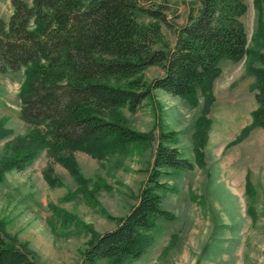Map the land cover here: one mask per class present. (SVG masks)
<instances>
[{"label":"rangeland","instance_id":"1","mask_svg":"<svg viewBox=\"0 0 264 264\" xmlns=\"http://www.w3.org/2000/svg\"><path fill=\"white\" fill-rule=\"evenodd\" d=\"M137 2L140 25L159 26L155 47L166 50L174 47L190 12L196 14L201 6V0ZM246 2L241 19L248 43L264 52V16L254 0ZM12 9L11 0H0V17L6 24ZM248 62L264 65L247 56L220 62L215 100L208 112L213 122L203 147V164L196 157L193 132L204 108V95L200 92L199 103L193 105L183 96L153 88L134 111L124 105L100 112L107 118L122 115L129 126L150 132L151 139L103 157L83 149H60V156L75 161V171L47 153L45 126H34L20 117L18 91L24 66L0 71V162L37 146L25 168L0 172L5 238L38 264H81L88 243L97 234L114 229L137 203L147 184L160 132L173 131L166 142L177 146L194 166L163 168L161 180L167 187L159 192L163 206L174 216L159 218L150 231L153 242L148 249L122 264H264V128L251 127L245 137L227 146L252 123V112L258 106L256 77L248 70ZM163 74L161 65L152 64L138 75L104 80L130 86L129 81L137 76L150 81ZM36 131L43 135L40 143ZM32 135L38 138L33 140ZM247 174L252 182L249 190ZM91 264L114 263L98 257Z\"/></svg>","mask_w":264,"mask_h":264},{"label":"trees","instance_id":"2","mask_svg":"<svg viewBox=\"0 0 264 264\" xmlns=\"http://www.w3.org/2000/svg\"><path fill=\"white\" fill-rule=\"evenodd\" d=\"M11 3L7 24L0 17V71L24 66L18 91L20 117L34 126H45L48 137L43 142L47 153L70 171H75V161L60 156L62 148L83 149L103 157L131 143L151 139L150 132L129 126L122 115L107 118L100 112L124 105L134 111L153 88L183 96L193 105L199 103L200 92L204 95V108L193 132L196 157L203 164V147L213 122L208 112L215 100L214 80L221 73L220 62L244 56L264 62V52L250 47L241 19L248 7L246 0H201L198 12H190L170 50L155 47L159 26L140 25L137 0ZM254 5L264 16V0H254ZM152 64L161 65L164 74L150 81L137 76L129 81L130 86L104 80L138 75ZM247 68L256 77L258 106L252 112V123L244 126L227 146L245 137L251 127L264 128V65L248 62ZM36 133L40 143L43 135ZM173 134L160 132L147 184L137 203L114 229L97 234L88 243L81 264H91L98 257H107L114 264L138 258L152 244L150 231L158 219L173 218L159 192L167 187L161 180L166 171L163 168L194 166L193 161L180 155L177 146L166 142ZM37 138L31 136L33 140ZM36 149L35 144L15 157L5 158L0 162V172L25 168L34 159ZM251 188L247 174L246 190ZM248 210L255 216L251 207ZM2 229L0 218V264H38L26 251L10 243Z\"/></svg>","mask_w":264,"mask_h":264}]
</instances>
